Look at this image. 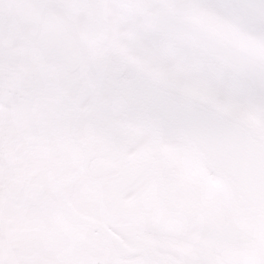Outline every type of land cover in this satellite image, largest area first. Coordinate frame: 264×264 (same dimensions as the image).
<instances>
[{"label": "snow or ice", "instance_id": "obj_1", "mask_svg": "<svg viewBox=\"0 0 264 264\" xmlns=\"http://www.w3.org/2000/svg\"><path fill=\"white\" fill-rule=\"evenodd\" d=\"M0 264H264V0H0Z\"/></svg>", "mask_w": 264, "mask_h": 264}]
</instances>
